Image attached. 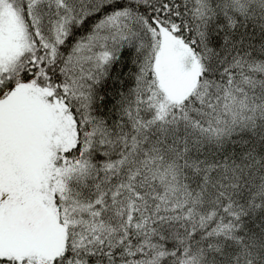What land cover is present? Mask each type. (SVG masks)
Returning a JSON list of instances; mask_svg holds the SVG:
<instances>
[{
  "label": "snow or ice",
  "instance_id": "snow-or-ice-1",
  "mask_svg": "<svg viewBox=\"0 0 264 264\" xmlns=\"http://www.w3.org/2000/svg\"><path fill=\"white\" fill-rule=\"evenodd\" d=\"M0 264H264V0H0Z\"/></svg>",
  "mask_w": 264,
  "mask_h": 264
}]
</instances>
